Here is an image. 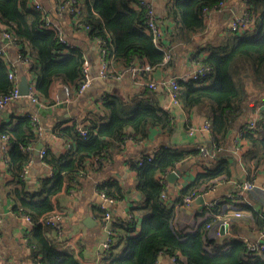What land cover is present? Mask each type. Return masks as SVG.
<instances>
[{
  "label": "trees",
  "instance_id": "trees-1",
  "mask_svg": "<svg viewBox=\"0 0 264 264\" xmlns=\"http://www.w3.org/2000/svg\"><path fill=\"white\" fill-rule=\"evenodd\" d=\"M80 1L81 11L74 20L75 28L83 29L91 40L104 38L113 64H128L135 55L145 58L151 65L164 61L167 52L159 48L146 31L145 10L134 7V0ZM219 1L170 0L165 4L164 14L165 20L169 18L175 23L172 38L187 42L191 34L202 31L205 28L204 8L213 7ZM246 2L256 14L255 28L243 34L228 31L221 43L203 48L208 53L198 60L211 67L209 74L201 79L179 81V96L184 108H199L211 123L208 147L212 157L210 154L204 158L212 160L211 163L181 188L178 197L166 201L162 198L166 187L160 176L176 169L188 153H200V148L187 152L166 144L151 160L144 159L141 164L132 161L143 199L138 207L149 209V214L144 216L137 234L133 233L135 220L114 221L111 236L118 239L117 244L123 241L124 247L118 253L115 251L117 241L113 243L104 264H158L162 253L175 256L179 264H264V253H249L244 241L236 239L221 244L209 236L211 228L219 221L216 217L221 211L219 204L215 203L211 211L209 207L204 208L201 214L210 211L211 215L199 221L193 231L185 232L173 226L177 208L185 204L186 197L202 193L220 177L231 176L234 163L227 150L229 134L251 109L257 108L255 104H259L257 126L246 128L247 121L241 125V137L248 142L244 158L252 162L249 168L256 172L264 164V99L257 101V96L251 95L264 91V0ZM42 18L43 12L31 7L30 0H0V19L16 38L22 59L28 64L29 76L36 80L39 96L48 98L56 82L61 83L64 90L69 87L76 93L83 81L86 54L79 44L67 45L59 40L56 31L42 28ZM65 48L67 52L62 53ZM170 62L171 58L166 64ZM10 71L0 57V95L11 92L14 87ZM249 86L256 91L251 92ZM147 89L150 90L143 87L129 97L119 93L104 94L101 109L105 110L107 118L91 112L85 136L76 120L55 124L51 131L67 139L70 148L56 155L45 142V154L40 159L52 167L53 174L41 176L35 189L29 188L23 169L36 155L25 148L43 141L42 135L35 131L29 115L19 116L13 123L1 126V136H9L10 147L5 159L7 171L13 175L16 185L13 209L34 220L27 233L33 264H83L74 249L61 247L49 236L47 226L39 218L56 209L54 197L65 186L67 189L74 186L76 176L85 171L88 164L92 165L91 158L101 163L107 153L110 155V147H120L129 136L136 137V134L147 138L154 126L161 127L167 134L175 130L172 113L164 109L152 90ZM128 129H132L133 134ZM98 188L115 199L123 196L116 181L101 183ZM243 207L253 211L252 219L258 230L263 229L264 214L248 204Z\"/></svg>",
  "mask_w": 264,
  "mask_h": 264
},
{
  "label": "crops",
  "instance_id": "crops-1",
  "mask_svg": "<svg viewBox=\"0 0 264 264\" xmlns=\"http://www.w3.org/2000/svg\"><path fill=\"white\" fill-rule=\"evenodd\" d=\"M49 4L47 11L59 22L63 32L72 44H79L86 54V58L90 62L89 72L92 77L90 85L80 95L73 93L67 97L66 90L62 84L56 82L50 96L44 98L40 96L44 103H33L26 97L14 101L9 104L0 113V128L5 123H13L19 116H27V114L37 113L42 119L45 131L42 134L43 142L49 143L51 150L56 154H61L69 150L70 142L64 137L55 135L51 129L59 121L71 119L82 125L88 126L91 112L104 115L107 114L103 110V95L106 93H119L123 97H129L142 89L136 85L132 75L127 73L121 80H109L98 74V48L94 40L86 34L83 29H76L74 26V18L66 12L57 10L55 0H42ZM170 0H158V22L161 26V42L162 48L171 58L169 65L157 66L151 73L150 79H157L162 75L172 76L185 74L196 68L199 57L205 56L208 52L203 48L209 45H218L225 37L227 27L233 15L240 12L244 5H248L246 0H229L227 6L221 12H215L209 20L205 19V28L191 34L190 40L184 42L172 38L171 31L175 23L172 19L165 20L164 7ZM134 6V4H133ZM249 6V5H248ZM135 7V6H134ZM137 8V7H136ZM236 8V9H234ZM250 8V6H249ZM250 13L256 26V14L250 8ZM254 26V27H255ZM18 46L11 45L10 50L13 56L17 54ZM169 58V59H170ZM16 73L20 79L21 74H27L29 80L28 66L23 62L15 60ZM112 63V62H111ZM119 72L124 69L125 63H112ZM250 91L254 90L253 86H249ZM148 90V89H147ZM150 91V90H148ZM256 91V90H254ZM155 95L164 107L165 103H169L175 119V130L172 134H167L161 127L154 126L147 138L129 136L126 142L120 147H110V155L102 160L101 163H95V159L91 158V164H88L84 174L80 173L75 178V184L72 188L67 189L66 186L54 197L56 208L64 213V229L66 239L59 240L56 238L55 231L47 226L48 234L54 238L61 247H70L75 250L77 257L83 264H104V250L102 243L107 239L108 229L112 228L114 221H136L137 234L141 229V222L144 216L149 214V209L138 207L143 201L141 192L137 188V171L132 168V161L138 157L147 154L156 153L162 146L172 144L179 149L191 151L192 148H200L202 142L209 143L211 139V130H203L201 126L209 121L208 117L199 109H185L182 102L172 104L169 92L164 90H154ZM64 99L56 102V96ZM257 96L258 100L264 99V91L262 93L251 94ZM251 96V98H252ZM251 101V100H250ZM257 108L245 115L243 122H250L259 116V104H255ZM165 109V108H164ZM99 110V111H98ZM166 110V109H165ZM97 112V113H96ZM210 122V121H209ZM240 122L230 132L227 143V150L231 157L232 165L231 176L227 178L220 177L214 181L215 189L207 188L198 194L189 203L177 208L173 226L177 230L193 231L198 222L204 220L211 215L212 208L221 205L220 212L216 215L219 219L218 224L213 226L209 232L211 238H215L218 243H230L233 240H242L248 237L250 240L256 241L264 237H260L261 230L253 218V211L243 207L245 204L250 205L256 210L264 214V164L259 170L250 169L251 161L244 158L248 149V142L241 137ZM194 128L191 133L190 130ZM132 132V129H128ZM6 149L5 141L0 133V212L3 215L2 233L0 235V250L7 258L14 260L15 264H33V251L27 244V233L33 226H30L26 220L21 218L13 209V193L15 190L14 177L7 171V150L10 147L8 142ZM36 155V154H35ZM201 153H188L176 167L179 170V176L173 180L167 178V174L161 175V180L165 183L167 200H173L180 195L183 186L188 185L199 172H204L206 167L212 160L204 159ZM212 157V155L210 156ZM250 170V173H249ZM171 172V171H170ZM53 169L45 164L39 156L31 162V167L27 179L31 189L39 186L38 180L41 176H51ZM250 174H252L250 176ZM251 177V178H250ZM250 178V179H249ZM246 180H251L254 187L250 190L242 192V184ZM109 181H116L121 186L123 196L117 198L114 204L109 205L100 195L98 185ZM73 185V182H72ZM203 196L202 199H198ZM216 204L210 205V203ZM112 211L111 221L105 225L102 217L105 209ZM206 214L201 212L206 208ZM241 210V215L235 212ZM210 212V214H209ZM226 225L224 233L221 232V225ZM114 243H118V239H114ZM124 242L117 244L115 251L122 252ZM158 264H178L171 260V256L162 253L159 256Z\"/></svg>",
  "mask_w": 264,
  "mask_h": 264
},
{
  "label": "built area",
  "instance_id": "built-area-1",
  "mask_svg": "<svg viewBox=\"0 0 264 264\" xmlns=\"http://www.w3.org/2000/svg\"><path fill=\"white\" fill-rule=\"evenodd\" d=\"M157 1L158 0H134L133 4L137 8H143L146 13V31L150 33L153 36V40L155 44L162 48V42H161V26L158 22V7H157ZM229 0H221L219 3L215 4L213 7L204 8L203 13L206 20H209L212 15L215 12H221L223 8L227 6ZM57 10L66 12L69 16H72L75 20L78 18L80 11H81V1L80 0H57L55 3ZM30 6L35 8L36 10L43 12V18L41 20V27L48 30H54L56 31L59 40L67 45H70L68 39L66 38L63 29L61 28L59 22L47 11L46 7L40 0H30ZM250 8L248 5H244L243 9L240 12H237L233 15L230 24L226 28L227 31L235 32L237 34H243L248 30L254 29V20L252 18V15L250 13ZM95 44L98 48V63H99V71L98 74L106 79L109 80H121L124 75L127 73H130L132 75V78L136 85L140 88H149L150 90H166L169 92V95L171 97L172 104H179L180 103V80H190V79H201L205 77L207 74H209L211 67L202 61L198 60L196 64V68L185 73L178 75H172V76H166L162 75L159 78L153 80L149 78L151 77V73L154 71V69L157 66L165 65L170 55L166 53V56L164 58V61L159 65H151L149 64L145 58H142L140 56L135 55L128 64L124 65V69L121 71H117L115 67L111 63V59L109 57V48L107 46V42L104 38H96ZM16 45V38L14 37L12 31L9 29V26L3 22L0 19V57L9 67L10 71V78L14 81V87L11 92L0 95V113L12 102L20 100L22 97L28 98L29 101L33 103H44V101L41 100L39 94L37 93L36 89V80L32 79L30 80V86H29V93L27 95H23L20 92L19 87V77L16 73V62L15 60L21 61L24 64L28 65L26 60L22 59V53L17 51V54L15 56L12 55L10 46ZM19 48V47H18ZM25 49H27V46H25ZM67 48L63 49L61 52L65 53L67 52ZM89 66L90 62L86 58L83 63V81L81 82L77 94H82L87 87L90 85L92 77L90 76L89 72ZM67 97L64 99H68L69 96L72 94V90L69 87H65ZM74 93V92H73ZM60 98L58 95L56 96V102H60L64 100ZM164 108L169 111L172 109L171 104L165 103ZM32 120V124L34 126V129L37 133L42 135L45 131V126L42 122L41 117L37 113H29L27 114ZM257 126V121L255 119L251 120L250 122H246L245 127L246 128H255ZM211 123L207 121L204 123L201 128L203 130H211ZM79 129L81 131L82 135H86L88 132V128L86 125H79ZM194 131V128L190 130L192 133ZM3 140L5 141L6 149L8 147V135H2ZM200 153L204 156L212 155L211 150L208 147L207 142H202L200 145ZM28 151H33L35 149V146L28 145L26 148ZM45 154V150L43 148L41 149L39 156L42 158ZM153 157L152 154H147L145 156L138 157L136 160L139 164H141L144 159L151 160ZM31 160L23 169V175L27 177L30 171L31 167ZM176 172V169L172 170ZM84 174V171L80 172V175ZM254 187V183L251 180H246L242 184V192L245 193L246 190H250ZM208 190L215 189V184H211L207 188ZM100 195L103 197L106 203L109 205L114 204L117 199L107 195L104 191H99ZM197 196V195H196ZM194 197H186L185 203H189L191 200H193ZM162 198L164 200H167V194L166 191H163ZM214 204L216 202H213ZM212 202L210 205L213 204ZM104 208V207H103ZM105 209V208H104ZM236 215H241L242 211L237 210L235 212ZM21 218L26 220L30 226L34 225V220L31 219V217L25 213H19L18 214ZM112 217V211L108 208L105 209L102 221L105 225H107L111 221ZM39 221L42 222L44 225L51 227L56 234V238L59 240L66 239L65 229H64V213L60 209H54L53 211L49 212L48 214L41 216L39 218ZM2 225H3V215L0 212V235L2 233ZM108 237L107 239L102 243V248L104 250V254H108L110 251L114 239L111 236L112 230L111 228L108 229ZM260 237H264V228L261 230ZM242 241L246 243L247 251L251 254H258L262 255L264 253V240L253 241L250 240L248 237L242 238ZM171 260L173 262H176V257L171 256ZM0 264H15L14 260L7 259L0 250ZM39 264V263H38ZM179 264V263H178Z\"/></svg>",
  "mask_w": 264,
  "mask_h": 264
},
{
  "label": "water",
  "instance_id": "water-1",
  "mask_svg": "<svg viewBox=\"0 0 264 264\" xmlns=\"http://www.w3.org/2000/svg\"><path fill=\"white\" fill-rule=\"evenodd\" d=\"M236 9V8H234ZM29 86H30V80L29 77L27 76V74H21L20 76V80H19V87H20V92L23 95H27L29 93ZM44 143L43 142H39L35 145V149H34V153L39 156V153L41 151V149L43 148ZM40 157V156H39ZM179 176V170L175 171H171L168 173L167 178H170L171 180L177 178ZM29 179V177H28ZM198 199H202L203 200V196L200 195V197ZM226 230V225L222 224L221 225V232L224 233Z\"/></svg>",
  "mask_w": 264,
  "mask_h": 264
},
{
  "label": "rangeland",
  "instance_id": "rangeland-1",
  "mask_svg": "<svg viewBox=\"0 0 264 264\" xmlns=\"http://www.w3.org/2000/svg\"><path fill=\"white\" fill-rule=\"evenodd\" d=\"M41 2H42V4H44V6H48V5H50V3L49 4H46V3H44V1H42V0H40ZM49 2H50V0H49Z\"/></svg>",
  "mask_w": 264,
  "mask_h": 264
}]
</instances>
